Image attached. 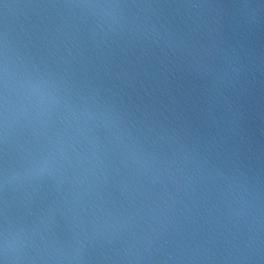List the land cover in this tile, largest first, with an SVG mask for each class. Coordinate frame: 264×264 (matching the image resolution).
<instances>
[{"label": "water", "instance_id": "95a60500", "mask_svg": "<svg viewBox=\"0 0 264 264\" xmlns=\"http://www.w3.org/2000/svg\"><path fill=\"white\" fill-rule=\"evenodd\" d=\"M262 3L0 2L15 264H264Z\"/></svg>", "mask_w": 264, "mask_h": 264}, {"label": "clouds", "instance_id": "9594fccd", "mask_svg": "<svg viewBox=\"0 0 264 264\" xmlns=\"http://www.w3.org/2000/svg\"><path fill=\"white\" fill-rule=\"evenodd\" d=\"M133 7H138V5H132ZM150 5H144V7H149ZM69 7H82V8H93V9H117L121 7H128V5L121 4H77L69 5ZM192 7H200V5H192ZM216 7H221V5H216ZM258 7H264V3L258 5ZM3 89H4V143L7 145V136H8V117H9V108H8V89H9V67L7 62V56L5 53V60L3 64ZM54 162V158H52ZM50 168V160L48 158L43 159L36 167L31 169V172L28 174L39 175ZM8 184V170L5 168L4 171V185L5 187ZM7 204L5 203V209ZM5 227L2 232H0V264H15L18 257L15 255V246L14 242L17 240V237L9 231L7 225V217L4 218Z\"/></svg>", "mask_w": 264, "mask_h": 264}, {"label": "snow or ice", "instance_id": "6c2138e0", "mask_svg": "<svg viewBox=\"0 0 264 264\" xmlns=\"http://www.w3.org/2000/svg\"><path fill=\"white\" fill-rule=\"evenodd\" d=\"M0 2H2V0H0ZM51 6H52V7H55V6H57V5L53 4V5H51ZM4 7H8V5L5 4ZM4 163H6V161H4Z\"/></svg>", "mask_w": 264, "mask_h": 264}]
</instances>
